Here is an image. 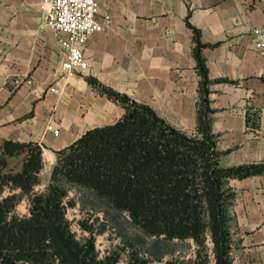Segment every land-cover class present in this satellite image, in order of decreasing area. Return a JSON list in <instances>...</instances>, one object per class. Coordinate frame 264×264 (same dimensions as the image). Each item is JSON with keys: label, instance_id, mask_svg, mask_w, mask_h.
<instances>
[{"label": "crops", "instance_id": "obj_1", "mask_svg": "<svg viewBox=\"0 0 264 264\" xmlns=\"http://www.w3.org/2000/svg\"><path fill=\"white\" fill-rule=\"evenodd\" d=\"M98 20L105 29L84 48L88 66L66 81L61 34L46 26L43 0H0V146L5 139L38 142L44 166L53 165L56 150L120 120L126 109L89 78L196 135L199 51L221 165L264 163V54L254 47L264 0H99ZM51 122L59 134L47 130ZM227 187L235 195L232 243L242 232L246 245L240 260L232 244V264H264V174L229 179Z\"/></svg>", "mask_w": 264, "mask_h": 264}, {"label": "trees", "instance_id": "obj_2", "mask_svg": "<svg viewBox=\"0 0 264 264\" xmlns=\"http://www.w3.org/2000/svg\"><path fill=\"white\" fill-rule=\"evenodd\" d=\"M196 58L202 76L196 135L176 129L153 108L89 78L95 90L122 105L126 114L56 150L44 191L35 190L44 168L42 145L3 141L0 197L7 187L19 192L0 199V264H50L51 259L98 264L71 232L65 216L64 200L71 188L94 190L127 211L147 234L192 239L197 254L188 264H208L211 255L214 264H232L229 222L235 195L227 183L264 174V163L221 165L223 153L211 130L208 71L199 51ZM16 156H23L20 169L8 170L10 158ZM24 196L31 202L30 214H12Z\"/></svg>", "mask_w": 264, "mask_h": 264}, {"label": "rangeland", "instance_id": "obj_3", "mask_svg": "<svg viewBox=\"0 0 264 264\" xmlns=\"http://www.w3.org/2000/svg\"><path fill=\"white\" fill-rule=\"evenodd\" d=\"M22 159L23 156L10 158L8 170L20 169ZM54 164L47 161L46 166L40 172L41 181L35 187L36 191L46 189L50 183ZM14 192L18 193L19 190H11L7 187L0 199ZM64 204L66 206L65 216L69 221L71 232L84 247V250L90 249V255L93 256L95 263L188 264V261L197 254V247L192 239L166 240L163 236L147 234L134 223L127 211L99 196L92 189L71 188ZM30 205V200L24 196L18 201L12 214L20 217L29 215ZM241 233L235 236L236 239L232 243L240 260L243 257L242 252L246 248ZM49 260L50 258L47 261ZM50 264L66 263L51 259ZM208 264H214L212 255Z\"/></svg>", "mask_w": 264, "mask_h": 264}, {"label": "built area", "instance_id": "obj_4", "mask_svg": "<svg viewBox=\"0 0 264 264\" xmlns=\"http://www.w3.org/2000/svg\"><path fill=\"white\" fill-rule=\"evenodd\" d=\"M43 6L46 9V26L61 34V69L67 81L88 66L84 48L94 32L105 29L98 20L99 0H43ZM255 33L254 47L264 54V26L256 28ZM14 83L19 85L21 82L16 79ZM49 90L61 94L57 86L53 85ZM47 130L59 134V128H55L52 122Z\"/></svg>", "mask_w": 264, "mask_h": 264}]
</instances>
